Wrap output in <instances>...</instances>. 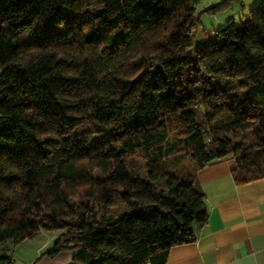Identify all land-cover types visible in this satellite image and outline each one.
Here are the masks:
<instances>
[{
  "label": "trees",
  "instance_id": "16d2710c",
  "mask_svg": "<svg viewBox=\"0 0 264 264\" xmlns=\"http://www.w3.org/2000/svg\"><path fill=\"white\" fill-rule=\"evenodd\" d=\"M196 1L0 0V243L163 264L206 220L197 168L264 177V0L192 50Z\"/></svg>",
  "mask_w": 264,
  "mask_h": 264
},
{
  "label": "crops",
  "instance_id": "0c3cea01",
  "mask_svg": "<svg viewBox=\"0 0 264 264\" xmlns=\"http://www.w3.org/2000/svg\"><path fill=\"white\" fill-rule=\"evenodd\" d=\"M233 167V157L226 155L195 170L206 220L194 224L193 240L170 247L163 264H264V177L237 183ZM70 258L69 251H59L39 264Z\"/></svg>",
  "mask_w": 264,
  "mask_h": 264
},
{
  "label": "rangeland",
  "instance_id": "374dc122",
  "mask_svg": "<svg viewBox=\"0 0 264 264\" xmlns=\"http://www.w3.org/2000/svg\"><path fill=\"white\" fill-rule=\"evenodd\" d=\"M258 0H197L194 14L198 21L192 26L191 46H195L204 40L211 38L213 32L230 20H237L248 15V11ZM214 6L212 9H208ZM184 167H191L192 160L186 157L183 160ZM61 230L40 229L35 235L24 238L18 242L6 240L0 243V256L7 255L9 262L2 264H39L45 257V252L51 248L54 240ZM66 251V250H61ZM70 257L72 251H69ZM49 256V255H48ZM58 264H71L60 260Z\"/></svg>",
  "mask_w": 264,
  "mask_h": 264
}]
</instances>
